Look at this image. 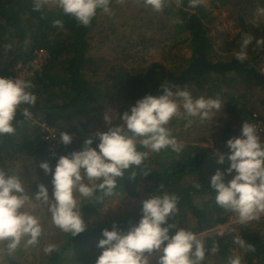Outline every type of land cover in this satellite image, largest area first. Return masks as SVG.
<instances>
[{"label": "trees", "instance_id": "obj_1", "mask_svg": "<svg viewBox=\"0 0 264 264\" xmlns=\"http://www.w3.org/2000/svg\"><path fill=\"white\" fill-rule=\"evenodd\" d=\"M119 1L111 0V10ZM210 2L216 9H229L236 18L241 31L233 39L219 43L210 34L208 25L212 13L206 5L192 8L189 0H183L180 7L172 3L163 10L165 18L154 11L147 17L138 14L133 19L139 17L140 25L130 28L127 23L126 27L133 29L132 32L141 31L140 37L135 36L136 32L132 34L142 45L145 38L148 39L143 31L150 29L148 26H158L164 34L162 37L172 42V51L184 46L190 55H173L171 68L153 62L129 69L122 63L112 64L96 53L104 20L110 14L99 11L91 26L84 27L56 6L34 11L33 0H0V78L8 79L14 75L18 64L32 67L38 53L47 52L44 64L26 79L35 85L32 91L37 96L35 107L30 109L32 118L25 119L18 113L14 122L15 134L0 140V169L10 175L18 176L22 171L29 174L27 183L22 176L19 178L32 199H35L40 184H44L49 193L53 189L52 175L46 174L40 164L49 163L54 172L59 157L83 150L85 140L95 136L85 121L88 114L100 113L118 103L122 116L147 95H162L161 85L166 82L169 86H179L180 90L188 87L194 99L219 96L222 103L219 111L223 116L222 131L211 125L204 130V136L183 144L179 154L171 150L150 153L144 162L146 170L151 172L148 176H143L141 169H134L135 178L126 172L118 180V195L105 198L103 203L84 202L82 212L86 231L77 237L61 231L54 236L52 243L59 247V251L47 255L38 264H96L101 255L97 245L104 238L103 230L111 231L115 224L126 234L142 218L141 207L100 221L104 209L117 198L136 200L142 192L145 200L162 195L161 185L164 191L179 197V215L170 217L162 226L175 224L178 228L202 233L206 249L210 250L215 243L218 245L219 251L215 254L207 252L203 264H228L229 258L236 257L237 250L242 253L243 263L264 264V218L239 225L235 231L229 229L223 234H210L227 225L233 215L217 206L216 191L211 187V177L217 170L225 173V183L236 175L235 172L227 173L231 165L227 142L242 137L243 124L253 123L254 114L264 123V46H256V40H264V16L256 19L260 16L257 8H264V0ZM148 17L152 20H146ZM55 20L63 21V28L54 27ZM245 33L252 35L254 40L249 45L247 59L241 63L235 54ZM9 44L11 48L6 47ZM176 90L172 87L173 92ZM42 124L60 133H68L72 143L50 152L43 140ZM186 124L184 120L179 129L173 128L176 121L168 126L179 142L195 129L186 127ZM204 142L209 146L201 144ZM98 143L99 140L95 139L92 147H97ZM220 155L225 157L223 164L218 162ZM175 232L176 229L172 228L169 234ZM236 236L254 245L255 252H248L235 244ZM162 254V251L155 254L152 259L157 258L151 264H158ZM0 264L23 263L16 253L8 256L3 251Z\"/></svg>", "mask_w": 264, "mask_h": 264}, {"label": "clouds", "instance_id": "obj_2", "mask_svg": "<svg viewBox=\"0 0 264 264\" xmlns=\"http://www.w3.org/2000/svg\"><path fill=\"white\" fill-rule=\"evenodd\" d=\"M123 2V0H120ZM140 2V0H137ZM183 0H142L145 7L154 12H161L174 3L180 7ZM205 0H189V6L196 8ZM111 0H33V10L41 11L46 6L59 7L64 15L74 18L78 25L90 27L99 11L111 14ZM257 14L264 16V8H257ZM54 27L63 28V21H53ZM254 37L245 33L240 49L235 58L243 63L248 57L249 45ZM256 46H264V40H256ZM7 48L12 46L6 45ZM35 85L22 77L17 79L0 78V140L14 135V122L20 113L25 119L32 118V111L37 103V96L32 89ZM163 94L147 95L125 111L122 116H115L119 122L112 126L113 115L105 114L110 125L107 132H98L93 138L85 140L83 150L59 157L53 172L47 162L40 164L46 174L52 175V196L44 184L39 185L35 200L51 214L52 224L65 234L77 237L84 233L87 225L83 219L84 202L103 203L105 198L118 195V180L130 172L135 178L134 169H141L143 176L151 172L146 170L144 162L150 153L160 154L171 150L179 154L183 143L179 142L168 127L174 119L187 121L198 117L201 123L212 120L220 111L222 103L217 98L200 96L194 99L188 90L166 82L161 85ZM176 87V91H172ZM258 127L245 122L242 137L227 142L231 150L228 159V175L236 173L233 179L225 183V173L217 170L211 177V187L216 191L215 201L219 208L230 212L235 223L246 225L264 217V141L258 135ZM63 144L72 143V137L60 133ZM98 139L97 147H92ZM144 149L143 151L139 149ZM225 157L220 155L219 163ZM162 195H155L142 205V218L138 225L131 227L125 234L113 225V230H103V239L98 243L102 254L96 264H151V258L162 251L158 264H203L206 253L219 251L215 243L206 249L201 238L202 233L178 228L168 223L170 217L179 215V197L163 190ZM32 204L23 181L16 175H10L0 169V250L12 256L21 247L36 246L44 234L40 219L27 209ZM228 227V225H223ZM175 228L174 235L170 229ZM231 231H235L234 228ZM234 243L248 252H255V246L236 236ZM163 246V247H162ZM59 251L56 244L43 247L45 255ZM228 264H242L239 256L231 257Z\"/></svg>", "mask_w": 264, "mask_h": 264}, {"label": "rangeland", "instance_id": "obj_3", "mask_svg": "<svg viewBox=\"0 0 264 264\" xmlns=\"http://www.w3.org/2000/svg\"><path fill=\"white\" fill-rule=\"evenodd\" d=\"M204 5H206L209 11L212 13L211 22L208 25L210 34L219 43H223L225 40L233 39L241 31V28L237 24L236 18L233 17L232 12L229 9H216L212 7L210 0H205ZM152 13L153 10L150 7H145L142 3V0H140V2H137V0H123V2L119 1L113 10H111V14L104 20L102 34L98 38L100 43L96 50L98 57H103L112 64L122 63L129 69H133L139 68L143 65L151 64L153 62H160L165 67L171 68L173 65V61L171 59L173 55L179 54L189 56L190 51L184 46L176 47L172 51L170 48L172 42L168 41L166 37H162L164 34H162V30L158 26L153 27L151 25L148 26L150 29L143 31L144 37L148 38H145V44L139 45L138 40H134L135 36L140 37L139 34L141 31L136 30V34L134 36L132 33L135 32H132L133 29H129V27L133 28L134 26L140 25L139 22H141V20L139 17L136 19L133 18H135V16L138 14L141 17H147ZM158 14L165 18L163 11L158 12ZM258 18L262 19L263 16H256V19ZM146 20L152 19L148 17ZM127 23H129V27H126ZM142 38L143 37H141V39ZM144 60L146 63H144ZM185 90L189 91V88L187 87ZM195 97H197V95ZM106 113L114 116L112 126H115L116 121H118L115 119V116H121L122 114L121 105L118 103H113L110 108L103 110L100 113H90L86 116L85 121L94 134L108 131L110 125L104 118ZM175 121L176 125L175 127L173 126V128L176 129H179L180 124L184 123V119H174L171 122ZM211 125L215 126L217 131L223 130V116L219 113V111L215 113V116L212 120L205 121L204 123H201L198 117L194 118L191 126H193L195 129L192 131L189 137L183 139L181 142L183 144L188 143V141L194 142L195 139H197L196 137L201 135L204 136V130L210 128ZM201 144L209 146L208 142ZM24 173L25 171H22L17 175L19 177L22 176V180L27 183L30 175ZM49 196L51 197L52 193H49ZM145 197V194L142 192V196L136 200H130L126 198L123 200L118 198L113 200L104 209L100 217V221L119 217L125 213L140 209L143 205V201H145ZM27 210L40 219L44 234L41 237L40 243L38 245L27 246L26 244H22L15 253L18 255L19 260L23 264H38L39 261L47 256L43 252V247L46 244H52L54 236L61 233V230L52 224L51 214L46 208L41 207L39 202L35 199H32V204ZM233 224L234 225H232L231 228H228L227 230L238 226L235 222ZM102 251L103 250L100 249V254H102ZM2 253L3 250H0V255H2ZM236 256H239L242 259V253L239 250L236 251ZM156 258L157 257H154L153 259L151 258V262ZM242 264L246 263L242 262Z\"/></svg>", "mask_w": 264, "mask_h": 264}, {"label": "built area", "instance_id": "obj_4", "mask_svg": "<svg viewBox=\"0 0 264 264\" xmlns=\"http://www.w3.org/2000/svg\"><path fill=\"white\" fill-rule=\"evenodd\" d=\"M46 56H47V52L42 50L38 53V56L35 59L32 67L25 66L22 64H18L15 67L14 75L9 76L8 79L15 80L18 77H22L24 79H27L29 76L33 75L35 70L39 69L44 64ZM262 72L264 73V69H262ZM254 118H255V120L253 121L252 124L256 125L258 127V129H260V131H258V135H260L261 138H264V123L257 114H254ZM42 127H44V133H45L43 135V140L47 144L50 152L57 151L61 147L66 146L65 144H63V142L61 140L59 131H57L54 128L47 126L46 124H42ZM262 218H264V217H262ZM234 222H235V217L232 215L230 222L227 224L228 227L223 226L220 229H218L217 231L210 233V234H214V233L223 234V232L225 230H227L228 228H231V226L234 225L233 224ZM236 225L239 226L240 224L237 223Z\"/></svg>", "mask_w": 264, "mask_h": 264}]
</instances>
